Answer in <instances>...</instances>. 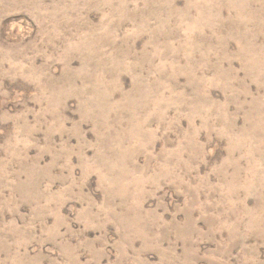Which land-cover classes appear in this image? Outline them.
Returning a JSON list of instances; mask_svg holds the SVG:
<instances>
[{"label": "rangeland", "instance_id": "rangeland-1", "mask_svg": "<svg viewBox=\"0 0 264 264\" xmlns=\"http://www.w3.org/2000/svg\"><path fill=\"white\" fill-rule=\"evenodd\" d=\"M0 264H264V0H0Z\"/></svg>", "mask_w": 264, "mask_h": 264}]
</instances>
